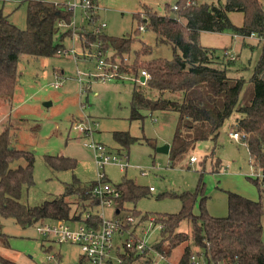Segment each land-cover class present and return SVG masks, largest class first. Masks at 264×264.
Returning <instances> with one entry per match:
<instances>
[{
    "label": "trees",
    "instance_id": "1",
    "mask_svg": "<svg viewBox=\"0 0 264 264\" xmlns=\"http://www.w3.org/2000/svg\"><path fill=\"white\" fill-rule=\"evenodd\" d=\"M175 5L176 9L167 3L163 14L145 8L144 16L140 13L135 15L140 23L136 32L141 26L154 31L158 42L172 46L171 59H144L152 52V48L143 43L132 63L126 62L125 53H130L135 40L132 35L113 38L103 31L95 34L83 30L79 36L82 46L92 50V44L101 41L104 52L112 50L111 58L119 62L121 73L132 72L137 75L141 70L148 72L150 79L146 85L158 91V95H149L141 82H135L130 117L142 118V109L177 112L170 143V164H174L202 140L213 141L215 150L225 121L234 112H239L241 116L237 119L236 128L247 135V148L255 165L264 166V44L249 87L242 96L248 86L246 79L228 73L235 60L223 56V49L204 46L200 42L201 31L230 32L244 37L256 34L264 42V1L226 0L209 3L206 0H177ZM233 11L244 14L242 25H236L230 19L229 13ZM73 14L66 1L28 0L27 26L22 29L0 11V100L11 103L13 99L20 82L18 62L22 54L52 57L66 50L62 40L71 36L72 29L68 25L73 21ZM89 16L90 22L98 18L95 13ZM59 22L67 27L60 34L62 27L59 28ZM10 129V125H6L0 131V244L9 246L10 237L3 231L2 218L11 217L27 227L46 220L78 221L86 211H91L93 215L87 221L93 225L100 223V200L91 191L96 181L84 182L74 177L66 185L63 195L34 205L22 201L24 190L35 183V156L32 151L14 147ZM114 137L124 147L136 140L126 131H115ZM45 161L55 170L74 169L77 165L75 158L60 154L46 155ZM214 164L215 170L219 171V162ZM115 186L120 192V196L115 199L118 209L123 207L125 201H136L147 193L146 187L127 177H123ZM72 193L83 201L77 204L80 208L77 212L66 199V195ZM226 193L229 207L226 216L210 214L205 198L200 201V212L195 214L192 209L196 194L182 193L183 208L179 212L154 216V222L161 225L162 234L154 245L155 249L167 250L169 254L173 247L191 240L199 250L194 251L187 244L179 264H189L194 254L203 255L207 264H264V193L260 189L258 200L236 191L227 190ZM133 213L141 214L137 210H133ZM149 216L146 213L142 218ZM183 220L191 223L189 233L178 230ZM143 255L135 248H126L121 255L122 264H148L149 260ZM3 263L15 264L0 253V264Z\"/></svg>",
    "mask_w": 264,
    "mask_h": 264
},
{
    "label": "rangeland",
    "instance_id": "2",
    "mask_svg": "<svg viewBox=\"0 0 264 264\" xmlns=\"http://www.w3.org/2000/svg\"><path fill=\"white\" fill-rule=\"evenodd\" d=\"M27 1L0 0V11L8 15L18 27L25 29ZM52 1L74 3V0ZM176 1L94 0V8L78 6L73 14V21L79 26L78 35L72 37L71 32V36L68 35L62 40L67 51L52 57L22 54L18 62L20 82L13 99L11 103L0 100V131L10 125L14 147L32 151L35 156V183L24 190L22 201L34 205L63 195L66 185L72 182L74 177L84 182H92L100 179V172H104L108 182L113 185L119 183L123 177L133 179L138 185L146 187L147 193L136 201H125L121 209H117L116 202L104 204L100 212L109 219L116 215H132L135 219L132 227L136 228L138 235L145 241L150 257L158 259L160 264H179L187 244L191 245L194 251L199 250L190 240L173 247L166 260H161L155 253L154 245L161 239L162 234L160 224L153 222L151 217L156 214L179 212L183 208L182 193L196 194L192 209L195 214L200 212V201L205 198L207 210L214 216L228 214L227 190L236 191L254 200L260 198L259 185L251 176L255 163L250 157L247 144L243 140L236 141L229 135L231 131H237L236 122L241 116L239 112H234L225 121L215 150L213 141L202 140L174 164H170L169 153L161 152L158 148L172 142L177 112H151L142 109V118L131 119L132 90L135 82L140 83V80H137V77L141 78L140 74L124 73L122 78L111 81H93L85 93L79 90L77 69L96 72L95 59L89 56L84 58L82 55L84 51L89 50L82 46L80 31L93 30L96 25L105 22L106 26L102 31L113 38L132 35L135 40L130 53H125V58L127 56L128 59L126 62L132 63L136 51L143 43L152 48V52L144 56V59H171L172 46L158 42L154 31L141 26L136 32L140 23L135 15L140 13L144 16L145 8L163 14L167 3L173 7ZM206 1L211 3L226 0ZM92 13L98 15L93 23L89 21V15ZM61 27L63 31L67 30L64 25ZM61 29L58 34L62 33ZM263 44V40L258 36L233 37L230 51L237 57L229 67L228 73L246 79L248 86L242 96L249 87L255 66L263 53ZM72 49L76 53H73ZM226 49L221 51L223 56H227L224 52ZM56 71H60L61 76L57 77ZM142 87L149 95H158V91L148 85ZM88 116L93 122V139L118 154L120 162L126 165L125 170H121L120 165L115 163H108L103 169L97 167L93 151L86 145L91 139L90 136L73 127V124L83 118L86 120ZM115 131L129 132L136 140L124 147L116 141ZM59 154L75 158L76 167L67 170L50 168L45 161L46 155ZM191 156L197 157V161L191 163ZM216 161L221 166L219 171L215 170ZM150 186H153L155 191H148ZM66 199L72 203L74 210L77 209L76 212L80 210L77 204L83 201H80L77 194H67ZM133 210L141 214H134ZM146 213L150 216L142 218ZM2 224L3 231L10 237L9 246L0 244V253L15 264H73L79 259L78 245L46 239L39 234L36 224L23 227L11 217L2 218ZM191 229L188 220H183L178 228L179 231L188 233ZM262 234L264 238V216ZM127 238L128 234L125 233L119 240L116 239V242L123 244ZM167 243L169 242L165 244Z\"/></svg>",
    "mask_w": 264,
    "mask_h": 264
},
{
    "label": "built area",
    "instance_id": "3",
    "mask_svg": "<svg viewBox=\"0 0 264 264\" xmlns=\"http://www.w3.org/2000/svg\"><path fill=\"white\" fill-rule=\"evenodd\" d=\"M66 3L73 11H75L78 6L86 8H94L93 6H95L91 0H74L73 4L69 3V1H66ZM173 8L176 9L177 6L174 4ZM58 24L60 27L64 25L62 22H59ZM68 26L72 29V37L76 34L78 35L77 29L79 26L76 25L75 20ZM105 26L106 23L101 22L100 25H96L93 30L90 31L95 34H99ZM251 36L257 35L252 34ZM92 46V50H89L88 52L84 51L82 55L84 58L89 56L91 59H95L96 72H92L90 69L85 71L79 68L77 69V81L79 83V90L81 93H85L91 87L93 81L98 80L107 82L116 78H122L124 74L120 72L119 62L114 61L110 54L103 51L101 48V41H96L92 44ZM66 51L67 50H64L59 53L62 54ZM71 51L76 53L74 49ZM224 52H226V55L230 59L235 60L237 57L228 49ZM140 75L141 77H144V81H142L139 77H137V80L139 79L143 85L146 84L150 79V75L146 70H141ZM84 119L85 118L73 124V127L77 131L90 136L91 139L86 143V145L92 149L97 167L103 169L108 163H115L120 165L121 170H125L126 165L120 162L118 154L114 153L113 150L109 149L102 142L95 141L93 139V122L90 120V117L88 116L86 117V120ZM229 135L232 139L236 141L243 140L245 144H247V135L245 133L235 130L231 131ZM190 161L191 163L197 161V157L191 156ZM251 176L258 183L260 189L264 193V166L255 165ZM106 178L105 173L100 172V179L96 180V184L91 189L92 194L100 200L98 210L99 216L101 217L100 223L96 225L90 224L87 220L92 217L93 212L86 211L78 221L69 222L64 220H46L38 222L36 224L37 231L39 234L51 241L59 243L70 242L78 245L80 248L79 259L73 264H122L123 259L121 255L126 251V248H135L138 252L144 254L143 256L149 260L148 264H160L158 259L150 257L149 249L145 241L138 235L136 228L132 227V223L135 222L132 215L120 217L119 215H116L114 218L109 219L105 218L103 214H101L100 208L104 204L109 205L112 202H115V199L120 196V192L117 190L115 184L113 185L109 183L108 180L103 181V179ZM149 189L152 191L155 188L150 186ZM151 218L154 222V217ZM139 223H141V220ZM125 233L128 234V238L123 244H118L116 239L119 240ZM121 247L123 248L122 251L120 250ZM155 253L161 260H166L167 250L159 251L155 249ZM189 264H207V262L204 260L203 255L194 254L191 257Z\"/></svg>",
    "mask_w": 264,
    "mask_h": 264
},
{
    "label": "crops",
    "instance_id": "4",
    "mask_svg": "<svg viewBox=\"0 0 264 264\" xmlns=\"http://www.w3.org/2000/svg\"><path fill=\"white\" fill-rule=\"evenodd\" d=\"M223 2H225V1H223ZM242 14H243L242 12L233 11V12L229 13V17L232 20V22L235 23L236 25H242L243 19H244V14L243 15ZM59 28H60V26H59ZM234 36H236V35H234L230 32L201 31L200 32V42L204 46L216 47V48H221V49L227 48L228 50H230V46L233 42ZM107 53L111 55L112 50H109ZM56 74H57V77L61 76L60 71H56ZM153 191H155V189L150 191V192H153ZM250 198L253 199L252 197H250ZM117 209L115 212L116 214L118 213Z\"/></svg>",
    "mask_w": 264,
    "mask_h": 264
},
{
    "label": "water",
    "instance_id": "5",
    "mask_svg": "<svg viewBox=\"0 0 264 264\" xmlns=\"http://www.w3.org/2000/svg\"><path fill=\"white\" fill-rule=\"evenodd\" d=\"M141 80L144 81V77H141ZM159 151L169 153L170 151V144H164L158 148Z\"/></svg>",
    "mask_w": 264,
    "mask_h": 264
}]
</instances>
